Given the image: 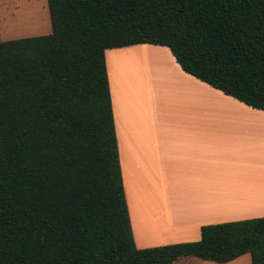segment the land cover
<instances>
[{"label": "trees", "instance_id": "obj_1", "mask_svg": "<svg viewBox=\"0 0 264 264\" xmlns=\"http://www.w3.org/2000/svg\"><path fill=\"white\" fill-rule=\"evenodd\" d=\"M50 33L0 42V264H264V218L136 249L104 51L165 47L180 70L264 112V0H46Z\"/></svg>", "mask_w": 264, "mask_h": 264}, {"label": "crops", "instance_id": "obj_2", "mask_svg": "<svg viewBox=\"0 0 264 264\" xmlns=\"http://www.w3.org/2000/svg\"><path fill=\"white\" fill-rule=\"evenodd\" d=\"M104 64L136 249L196 242L201 226L264 218V112L183 73L165 47L107 49ZM179 263L212 264H171Z\"/></svg>", "mask_w": 264, "mask_h": 264}, {"label": "rangeland", "instance_id": "obj_3", "mask_svg": "<svg viewBox=\"0 0 264 264\" xmlns=\"http://www.w3.org/2000/svg\"><path fill=\"white\" fill-rule=\"evenodd\" d=\"M48 33L46 0H0V42ZM238 264H249L248 254Z\"/></svg>", "mask_w": 264, "mask_h": 264}]
</instances>
